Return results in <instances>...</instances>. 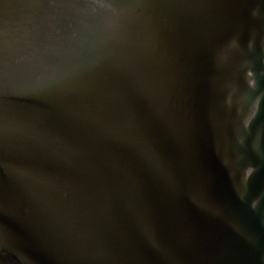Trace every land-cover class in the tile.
I'll return each mask as SVG.
<instances>
[{
  "label": "water",
  "instance_id": "water-1",
  "mask_svg": "<svg viewBox=\"0 0 264 264\" xmlns=\"http://www.w3.org/2000/svg\"><path fill=\"white\" fill-rule=\"evenodd\" d=\"M0 264H264V0H0Z\"/></svg>",
  "mask_w": 264,
  "mask_h": 264
}]
</instances>
